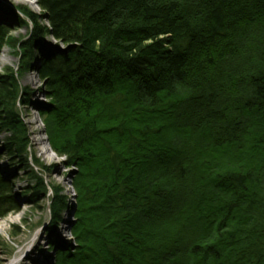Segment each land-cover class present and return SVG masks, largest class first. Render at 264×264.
<instances>
[{
  "label": "trees",
  "instance_id": "obj_1",
  "mask_svg": "<svg viewBox=\"0 0 264 264\" xmlns=\"http://www.w3.org/2000/svg\"><path fill=\"white\" fill-rule=\"evenodd\" d=\"M35 1L26 41L0 24V53L36 62L49 144L76 167L73 241L51 242L52 264H264V0ZM27 94L0 74L2 153L32 162L38 195ZM52 189L51 233L68 206Z\"/></svg>",
  "mask_w": 264,
  "mask_h": 264
},
{
  "label": "rangeland",
  "instance_id": "obj_2",
  "mask_svg": "<svg viewBox=\"0 0 264 264\" xmlns=\"http://www.w3.org/2000/svg\"><path fill=\"white\" fill-rule=\"evenodd\" d=\"M34 1V0H31ZM28 7L35 13L41 14L39 6H35L29 1L18 0H0V24L10 30V36L19 41H26L33 25L31 23L23 25L20 15L25 16L21 7ZM26 18V16H25ZM45 22H41V24ZM46 45L55 46L59 43L51 36L45 38ZM4 63H0V74H5L9 69L13 70L23 92L28 94L27 98L31 99L30 104L17 103L18 112L29 131L31 143L28 148L27 157L34 156L43 164V167H36L35 171L43 178L48 186L47 193L35 192L36 182L31 179L29 171L33 169L32 162L29 161L31 168L19 161L13 159L7 154H3V146L7 134L0 133V175L7 183V194L16 208L8 212L0 220L3 221L4 227L0 228V264H24L27 259L28 264H52L55 262V250L52 249V241L61 243L73 241L71 232V223L73 222V212L76 207L75 190L73 187L74 173L76 167H68L64 157L47 158L43 155L42 149L46 146L45 142H37L36 138L43 133L46 138V128L39 113V104L47 103L48 99L44 94V85L39 79L34 62L31 68L21 70L24 61L22 49L19 46L6 44L2 50ZM38 117L41 124V132L35 129V124L31 123L35 117ZM45 145V146H44ZM50 145V144H49ZM43 147V148H42ZM59 187L62 194L68 198V206L62 212V221L51 233L50 231V205L54 196L52 187ZM71 205V210L70 209ZM69 208V209H68ZM73 209V210H72ZM13 218L14 222H8Z\"/></svg>",
  "mask_w": 264,
  "mask_h": 264
},
{
  "label": "bare ground",
  "instance_id": "obj_3",
  "mask_svg": "<svg viewBox=\"0 0 264 264\" xmlns=\"http://www.w3.org/2000/svg\"><path fill=\"white\" fill-rule=\"evenodd\" d=\"M19 2L20 1H26V0H18ZM27 1H29L30 3H33L35 6H37L38 4H37V2L34 0V1H31V0H27ZM40 8V7H39ZM2 53H0V63H4V61H3V55H1ZM31 123H33V124H35V129L36 130H38L39 132H41V124H40V120H39V118L36 116L35 118H34V120H32V122ZM43 135V133H41L40 134V136L38 137V138H36V141L37 142H45V144H46V146L42 149V152H43V155H46V157L47 158H51V157H54V158H57V154L52 150V148H51V146L49 145V143L46 141V138L44 137V136H42ZM8 222H14V219L13 218H9L8 219ZM5 225H4V223H3V221H1L0 220V228H3ZM5 228V227H4ZM27 259H29V257H27L26 258V260H24V264H28V261H27ZM16 262H9V264H15Z\"/></svg>",
  "mask_w": 264,
  "mask_h": 264
}]
</instances>
